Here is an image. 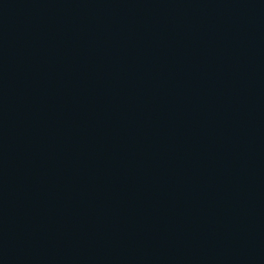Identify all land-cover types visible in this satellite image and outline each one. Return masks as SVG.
Wrapping results in <instances>:
<instances>
[{
	"label": "water",
	"instance_id": "obj_1",
	"mask_svg": "<svg viewBox=\"0 0 264 264\" xmlns=\"http://www.w3.org/2000/svg\"><path fill=\"white\" fill-rule=\"evenodd\" d=\"M0 264H264V0H0Z\"/></svg>",
	"mask_w": 264,
	"mask_h": 264
}]
</instances>
